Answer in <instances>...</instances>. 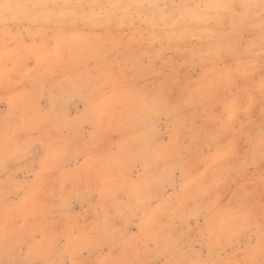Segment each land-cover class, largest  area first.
<instances>
[{
  "label": "rangeland",
  "instance_id": "374dc122",
  "mask_svg": "<svg viewBox=\"0 0 264 264\" xmlns=\"http://www.w3.org/2000/svg\"><path fill=\"white\" fill-rule=\"evenodd\" d=\"M109 1L0 0V264H261L264 1Z\"/></svg>",
  "mask_w": 264,
  "mask_h": 264
},
{
  "label": "bare ground",
  "instance_id": "6f19581e",
  "mask_svg": "<svg viewBox=\"0 0 264 264\" xmlns=\"http://www.w3.org/2000/svg\"><path fill=\"white\" fill-rule=\"evenodd\" d=\"M54 1H55V0H54ZM65 1H66V0H65ZM108 1H109V0H108ZM115 1H116V0H115ZM119 1H120V0H119ZM184 1H185V0H184ZM263 1H264V0H263ZM20 2H21V1H20ZM59 2H60V1H59ZM78 2H79V1H78ZM85 2H86V1H85ZM109 2H110V1H109ZM10 3H11V1H10ZM48 3H50V2H48ZM81 3H82V2H81ZM115 3H116V2H115ZM117 3H118V0H117ZM127 3H128V2H127ZM15 4H16V3H15ZM22 4H23V3H22ZM78 4H79V3H78ZM86 4H87V3H86ZM89 4H90V3H89ZM97 4H98V3H97ZM243 4H244V2L241 1V0H240L239 2H235L234 0H215L214 3H211V4L206 5L205 10H204V14L207 15L208 17H209V15H212V16H213L218 10L224 11V12L227 14V13H230L232 10H235L234 8H235L236 6L239 5V6L242 7ZM0 5H1V3H0ZM9 5H10V4H9ZM23 5H24V4H23ZM44 5H46V4L44 3ZM51 5H52V4H51ZM76 5H77V4H76ZM84 5H85V4H84ZM188 5H190V4H188ZM12 6H13V5H12ZM66 6H67V5H66ZM89 6H90V5H89ZM117 6H118V5H117ZM191 6H192V5H191ZM75 7H76V6H75ZM81 7H82V6H81ZM100 7H101V6H100ZM63 8H64V7H63ZM71 8H72V7H71ZM237 8H238V7H237ZM7 9H8V8H7ZM10 9H11V8H9V10H10ZM19 9H23V8H19ZM36 9H37V8H36ZM45 9H46V8H44V10H45ZM52 9H55V8H52ZM115 9H116V6H115ZM11 10H12V9H11ZM15 10H16V9H15ZM46 10H47V9H46ZM46 10H45V12H46ZM59 10H60V9H59ZM242 10H243V9H242ZM3 11H4V9H3ZM22 11H24V10H22ZM42 11H43V10H42ZM255 11H256V10H255ZM257 11H259V9H258ZM257 11H256V12H257ZM43 12H44V11H43ZM218 12H219V11H218ZM234 12L236 13V11H234ZM61 13H62V12H61ZM61 13H60V14H61ZM73 13H75V12H73ZM231 13H232V12H231ZM60 14H59V15H60ZM149 14H150V13H149ZM217 14H218V13H217ZM57 15H58V14H57ZM59 15H58V16H59ZM61 15H62V14H61ZM192 15H193V14H192ZM215 15H216V14H215ZM108 16H109V14H108ZM115 16H117V15H115ZM172 16H173V15H172ZM189 16H190V15H189ZM212 16H211V17H212ZM261 16H262V15H261ZM71 17H72V16H71ZM200 17L202 18L203 16H200ZM61 18H62V16H61ZM171 18H172V17H171ZM187 18H189V17H187ZM187 18H186V19H187ZM201 18H198V16H197V19H201ZM203 18H205V17H203ZM71 19H72V18H71ZM156 19H158V18H156ZM178 19H179V18H178ZM195 19H196V17H195ZM211 19H212V18H211ZM221 19H222V18H221ZM245 19H246V16H242V17L238 18L239 21H238V20H234V19L226 20L224 24L227 25V30H226V29H225V30H224V29L221 30L222 28L220 29L219 24H220L221 22H220V23H216V26H217V29H216V30H217V31H215L214 29H213V30L215 31L216 34H218V37H217V38L215 37V38H216V39H218V38H222V39H223L222 41L226 40V42H227L228 38H231V37H232L231 34L234 33V32H235L240 26H242V25H244V24L247 25L246 22H247L248 20L245 21ZM65 20H66V19H65ZM259 20H260V19H259ZM259 20H258V21H259ZM63 21H64V20H63ZM67 21H69V20H67ZM178 21H179V20H178ZM180 21H182V20L180 19ZM197 21H198V20H197ZM199 21H200V20H199ZM211 21H212V20H211ZM221 21H222V23H223V20H221ZM175 22H176V21H175ZM182 22H183V21H182ZM260 22H262V21H260ZM66 23H67V22H66ZM177 23H178V22H177ZM203 23H204V22H202V24H203ZM207 23H208V22H207ZM226 23H227V24H226ZM252 23H255V24H257V25L259 24V23L257 22V19H256V20H253V22H250V21H249V24H252ZM136 24H137V23H136ZM136 24H135V25H136ZM159 24H160V23H159ZM175 24H176V23H175ZM180 24H181V22H180ZM183 24H184V22H183ZM255 24H253V25H255ZM173 25H174V24H173ZM181 25H182V24H181ZM204 25H205V24H204ZM257 25H256V27H258ZM159 26H160V25H159ZM194 26H195V25H194ZM223 26H224V25H223ZM178 27H179V26H178ZM188 27H189V26H188ZM191 27H193V26H191ZM201 27H202V25H201ZM204 27L206 28V26H204ZM221 27H222V26H221ZM159 28H160V27H159ZM202 28H203V27H202ZM205 28H204V30H205ZM218 28L220 29V31H219ZM224 28H225V26H224ZM262 28H263V27H262ZM182 29H183V33H184L185 30H184V28H182ZM182 29H181V30H182ZM193 29H195V27H194ZM193 29H190V30L193 31ZM197 29H198V28H197ZM197 29H196V30H197ZM239 29H241V28H239ZM198 30H200V29H198ZM202 30H203V29H202ZM204 30H203V31H204ZM211 30H212V29H211ZM211 30L208 31V29H207L208 32H212ZM241 30H243V29H241ZM200 31H201V30H200ZM238 31L240 32V30H238ZM260 31H261V29H260ZM112 32H113V31H112ZM175 32H176V31H175ZM190 32H191V31H190ZM208 32H207V33H208ZM198 33H199V32H198ZM202 33H203V32H202ZM212 33H213V32H212ZM175 34H176V33H175ZM187 34H188V33H187ZM192 34H193V33H192ZM190 35H191V34H190ZM194 35H195V34H194ZM205 35L207 36V34H205ZM161 36H162V34H161ZM161 36H160V37H161ZM184 36H185V35H184ZM195 36H197V34H196ZM212 36H213V34H212ZM214 36H215V35H214ZM112 37H113V36H112ZM185 37H187V36H185ZM190 37H191V36H190ZM197 37H198V36H197ZM208 37H209V36H208ZM208 37H207V38H208ZM182 38H183V37H182ZM200 38H202V37H200ZM212 38H213V37H212ZM115 39H116V38H115ZM209 39H210V38H209ZM213 39H214V38H213ZM192 40H193V39H192ZM203 40H204V39H203ZM207 40H208V39H207ZM235 40H236V39H235ZM250 40H251L252 42L254 41V39H253V40L250 39ZM205 41H206V40H205ZM232 41H233V40H232ZM232 41H229V42H232ZM206 42H207V41H206ZM243 42H244V41H243ZM243 42H242V43H243ZM259 43H260V42H259ZM107 44H108V43H107ZM114 44H115V43H114ZM207 44H208V42H207ZM263 44H264V43H263ZM143 46H144V45H143ZM212 46H213V45H212ZM216 46H217V45H216ZM186 47H187V46H186ZM213 47H214V46H213ZM213 47H212V48H213ZM217 47H218V46H217ZM240 47H241V46H240ZM180 48H182V47L180 46ZM115 50H116V49H115ZM171 50H172V49H171ZM203 50H204V49H203ZM240 50H241V49H240ZM149 51H150V49H149ZM253 51H256V50H253ZM98 52H100V51H99V50L96 51V53H98ZM201 52H202V51H201ZM199 54H200V53H199ZM199 54H198V55H199ZM222 54H223V53H222ZM225 54H226V53H225ZM246 54H247V53H246ZM97 55H98V54H97ZM187 55H188V54H187ZM235 55H236V52H235ZM222 56H223V55H222ZM164 57H165V56H164ZM187 57H188V56H187ZM176 58H177V57H176ZM176 58H175V59H176ZM182 58H185V57H182ZM164 59H165V58H164ZM175 59H174V60H175ZM185 59H186V58H185ZM194 59H195V58H194ZM237 59H238V58H237ZM179 60H180V59H179ZM179 60H178V61H179ZM249 60H250V59H249ZM156 61H157V60H156ZM178 61H177V62H178ZM143 62H144V61H143ZM174 62H175V61H174ZM195 62H196V61H195ZM155 63H156V62H155ZM157 64H158V63H157ZM177 65H178V64H177ZM131 66H133V65H131ZM156 66H157V65H156ZM115 67H116V66H115ZM138 67H139V65H138ZM135 68H136V67H135ZM160 68H161V67H160ZM152 70H153V69H152ZM134 71L136 72V70H134ZM134 71H133V72H134ZM115 72H116V71H115ZM149 72H150V71H149ZM259 72H260V71H259ZM154 73H155V72H154ZM163 73H164V72H163ZM216 73H218V71H217ZM138 74H139V73H138ZM145 74H146V72H145ZM151 74H153V72L149 74V75H150V78H151V76H152ZM254 74H255V73H254ZM222 75H223V76L225 75V77L227 78V75H226V74H221L220 76H222ZM259 75H260V74H259ZM259 75H258V76H259ZM103 76H104V75H103ZM223 76H222V77H223ZM142 77H143V76H142ZM152 77H153V76H152ZM215 77H216V75H215ZM207 78H208V77H207ZM207 78H206V79H207ZM232 78H233V77H232ZM143 79H144V77H143ZM227 79H228V78H227ZM86 80H87V79H86ZM114 80H115V78H114ZM117 80H119V79H117ZM176 80H177V79H176ZM212 80H214V79L212 78ZM225 80H226V79H225ZM126 81H127V80H126ZM140 81H142V80H140ZM205 81H208V80H205ZM210 82H211V81H210ZM82 83H83V82H82ZM84 83H85V82H84ZM125 83H126V82H125ZM138 83H139V82H138ZM174 83H175V82H173V84H174ZM238 83H240V82L238 81ZM88 84H89V83H88ZM99 84H100V83H99ZM126 84H127V83H126ZM171 84H172V83H171ZM241 84H242V83H241ZM80 85H81V83H80ZM83 85H84V84H83ZM83 85H81V86H83ZM85 85H86V84H85ZM85 85L83 86L84 88H86ZM113 85H114V84H113ZM117 85H118V84H117ZM87 86H88V85H87ZM198 86H200V85H198ZM71 87H72V86H71ZM83 87H82V88H83ZM88 87H90V86H88ZM102 87H103V86H102ZM112 87H113V86H112ZM114 87H115V85H114ZM61 88H62V86H61ZM66 88H67V86L64 88V90H65ZM72 88H73V87H72ZM75 88H76V86H75ZM82 88H81V89H82ZM92 88H93V87H91V89H92ZM94 88H95V87H94ZM56 89H58V88H56ZM56 89H54V90H56ZM87 89H88V88H87ZM87 89H86V90H87ZM98 89H99V88H98ZM98 89H97V90H98ZM113 89H114V88H113ZM132 89H133V88H132ZM76 90H77V92H78L79 95H78L76 92H75V95L77 94V95L80 97V93H82L84 90H83L82 92H81L80 89H76ZM78 90H80V93H79ZM97 90H95V92H96ZM119 90H121V89H119ZM74 91H75V89H74ZM90 92H91V91H90ZM90 92H89V93H90ZM92 92H93V91H92ZM112 92H114V91H112ZM112 92H111V93H112ZM119 92H120V91H119ZM121 92H123V90H122ZM121 92H120V93H121ZM161 92H162V91H161ZM53 93H55V92H53ZM86 93L88 94V90H87ZM111 93L109 94V96L112 95ZM153 93H154V92H153ZM253 93H254V92H253ZM256 93H257V92H256ZM65 94H67V93H65ZM91 94H92V93H90V96H91ZM99 94H100V92H99ZM122 94H123V93H122ZM126 94H127V93H126ZM149 94H150V93H149ZM54 95H55V94H54ZM63 95H64V94H63ZM69 95H70V94H69ZM72 95H73V94H72ZM82 95H83V94H82ZM84 95H85V94H84ZM103 95H105V94H103ZM120 95H121V94H120ZM120 95H118V96H120ZM123 95H124V94H123ZM150 95H151V94H150ZM152 95H153V94H152ZM162 95H163V94H162ZM165 95H166V94H165ZM64 96H65V95H64ZM70 96H71V95H70ZM114 96H115V95H114ZM118 96H117V94H116V98H117ZM153 96H154V95H153ZM71 97H72V96H71ZM75 97H77V96H75ZM82 97H83V96H82ZM126 97H127V96H126ZM126 97H124V98H126ZM129 97H130V95H129ZM129 97H128V98H129ZM134 97H135V96H134ZM138 97H139V95H138ZM167 97H168V96H167ZM66 98H67V97H66ZM87 98H88V97H87ZM100 98H101V97H100ZM121 98H122V97H121ZM130 98H131V97H130ZM136 98H137V96H136ZM60 99H61V100H59V101H62L63 97H62V98L60 97ZM67 99H68V98H67ZM74 99H75V98H74ZM88 99H89V98H88ZM102 99H103V97H102ZM122 99H123V98H122ZM122 99H120V100H122ZM146 99H147V98H145L144 100H146ZM68 100H69V99H68ZM70 100H71V99H70ZM95 100H96V99H95ZM123 100H125V99H123ZM123 100H122V101H123ZM126 100H127V99H126ZM130 100H131V99H129L128 101H130ZM141 100H142V98H141ZM82 101H83V100H82ZM87 101H88V100H87ZM96 101H97V100H96ZM96 101H94V102H96ZM100 101H101V100H99V102H100ZM122 101H121V102H122ZM62 102H64V101H62ZM94 102H92V103H94ZM102 102H103V101H102ZM130 102H131V101H130ZM132 102H134V101H132ZM64 103H65V102H64ZM103 103H104V102H103ZM105 103H106V102H105ZM123 103H124V102H123ZM125 103H126V102H125ZM128 103H129V102H128ZM166 103H167V102H166ZM168 103H169V102H168ZM88 104H90V103H88ZM94 104H95V103H94ZM94 104H92V105H94ZM97 104H100V103H97ZM148 104H149V103H148ZM148 104H146V105H148ZM242 104H243V103H242ZM260 104H261V103H260ZM60 105H63V104H60ZM85 105H86V104H85ZM92 105H91V106H92ZM121 105H122V103H121ZM94 106H95V105H94ZM97 106H98V105H97ZM261 106H262V105H261ZM62 107H63V106H62ZM84 107H85V106H84ZM92 107H93V106H92ZM153 107H154V106H153ZM96 108H98V107H96ZM96 108H95V109H96ZM119 108H120V107H119ZM123 108H124V106H123ZM91 109H92V108H91ZM98 109H99V108H98ZM138 109H140V108H138ZM150 109H152V107H151ZM150 109H148V110L150 111ZM154 109H155V108H153L152 110H154ZM158 109H159V108H158ZM174 109H175V108H174ZM85 110H86V109H85ZM96 110H97V109H96ZM96 110H94V111H96ZM155 110H157V109H155ZM171 110H172V109H171ZM195 110H196V109H195ZM149 111H148V112H149ZM174 111H175V110H174ZM119 112H120V111H119ZM122 112H125V111L122 110ZM154 112H155V111H154ZM157 112H159V111H157ZM180 112H181V111H180ZM194 112H195V111H194ZM263 112H264V111H263ZM90 113H91V112H90ZM120 114H121V113H120ZM133 114H134V113H132L131 116H132ZM138 114H139V113H138ZM138 114H137V115H138ZM188 114H189V113H188ZM126 115H128V114L126 113ZM135 115H136V114H135ZM142 115H144V113H142ZM153 115H154V114H153ZM133 116H134V115H133ZM140 116H141V114H140ZM122 117H123V116H122ZM125 117H126V116H125ZM141 117H143V116H141ZM141 117H140L139 121H141ZM144 117H145V116H144ZM148 117H149V116H148ZM187 117H189V116H187ZM91 118H92V116H91ZM97 118H98V117H97ZM119 118H120V117H119ZM123 118H124V117H123ZM128 118H129V117H128ZM138 118H139V116L137 117L136 120H138ZM146 118H147V116H146ZM146 118H145V119H146ZM245 118H246V117H245ZM189 119H190V118H189ZM119 120H121V119H119ZM127 120H128V119H127ZM129 120H130V119H129ZM136 120H135V122H136ZM142 120H143V119H142ZM125 121H126V120H125ZM139 121H138V122H139ZM187 121H189V120H187ZM263 121H264V119H263ZM62 122H63V121H62ZM92 122H93V121H92ZM120 122H121V121H120ZM141 122L143 123L144 121H141ZM241 122H242V121H241ZM130 125H131V124H130ZM240 126H241V124H240ZM236 127H238V126H236ZM237 129H239V128H237ZM141 131H142V130H141ZM142 132H143V131H142ZM242 133H243V131H242ZM236 134H237V133H236ZM256 134H257V133H256ZM246 135H247V134H246ZM187 136H188V135H187ZM239 136H240V135H239ZM239 136H238V137H239ZM254 137H255V136H254ZM248 138H249V136H248ZM238 140H239V138H238ZM239 142H240V141H239ZM243 142H244V141H243ZM192 143H193V142H192ZM247 143H248V141H247ZM247 148H248V147H247ZM189 149H190V148H189ZM189 149H188V150H189ZM188 150H187L186 152H188ZM191 152H192V151H191ZM146 153H147V152H146ZM245 155H246V154H245ZM172 156H173V155H172ZM177 159H178V158H177ZM178 160H179V159H178ZM184 160H185V159H184ZM165 163H166V162H165ZM178 213H179V212H178ZM173 214H174V213H173ZM163 215H164V214H163ZM180 216H181V215H180ZM245 220H246V219H245ZM253 222H254V221H253ZM247 224H248V222H247ZM247 224H246V225H247ZM260 237H261V236H260ZM260 237H258V238H260ZM263 238H264V236H263ZM175 246H176V245H175ZM71 251H72V250H71ZM186 262H187V260H186Z\"/></svg>",
  "mask_w": 264,
  "mask_h": 264
},
{
  "label": "snow or ice",
  "instance_id": "6c2138e0",
  "mask_svg": "<svg viewBox=\"0 0 264 264\" xmlns=\"http://www.w3.org/2000/svg\"><path fill=\"white\" fill-rule=\"evenodd\" d=\"M261 264H264V261H261Z\"/></svg>",
  "mask_w": 264,
  "mask_h": 264
}]
</instances>
